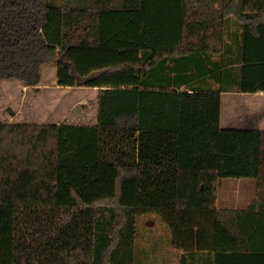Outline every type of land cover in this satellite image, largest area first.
<instances>
[{
    "label": "trees",
    "instance_id": "obj_1",
    "mask_svg": "<svg viewBox=\"0 0 264 264\" xmlns=\"http://www.w3.org/2000/svg\"><path fill=\"white\" fill-rule=\"evenodd\" d=\"M46 65L98 120L0 122V264H264V131L221 125L264 90V0H0V84ZM224 178L255 179L245 209Z\"/></svg>",
    "mask_w": 264,
    "mask_h": 264
},
{
    "label": "rangeland",
    "instance_id": "obj_2",
    "mask_svg": "<svg viewBox=\"0 0 264 264\" xmlns=\"http://www.w3.org/2000/svg\"><path fill=\"white\" fill-rule=\"evenodd\" d=\"M56 69L55 65L44 66L42 81L37 86H26L16 80L3 81L0 84V122L96 123L97 94L94 89L85 86L58 85ZM226 110L227 107H224L223 112L225 113ZM218 189L217 206L244 208L255 194L256 181L251 178H224L219 181ZM139 227L141 245L151 238L159 241L162 246V238L169 235L168 225L155 213L143 215ZM168 258L166 264L177 263L178 256L171 255Z\"/></svg>",
    "mask_w": 264,
    "mask_h": 264
},
{
    "label": "crops",
    "instance_id": "obj_3",
    "mask_svg": "<svg viewBox=\"0 0 264 264\" xmlns=\"http://www.w3.org/2000/svg\"><path fill=\"white\" fill-rule=\"evenodd\" d=\"M93 89L94 92H96L97 94L96 116L98 120L99 89L96 87ZM224 107H227L225 113L223 112ZM221 125L222 127L225 128L257 129L264 131V90H260L257 92H234V91L222 92ZM255 194H256V190H255ZM255 194L251 198L248 205L254 199ZM246 207L244 208L219 207V208L245 209Z\"/></svg>",
    "mask_w": 264,
    "mask_h": 264
}]
</instances>
